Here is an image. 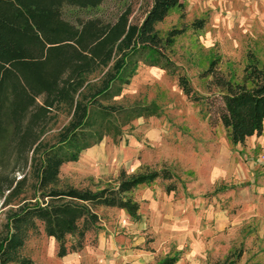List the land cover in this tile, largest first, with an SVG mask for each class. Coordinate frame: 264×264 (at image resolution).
Wrapping results in <instances>:
<instances>
[{
    "label": "trees",
    "instance_id": "16d2710c",
    "mask_svg": "<svg viewBox=\"0 0 264 264\" xmlns=\"http://www.w3.org/2000/svg\"><path fill=\"white\" fill-rule=\"evenodd\" d=\"M106 1L0 0V197L5 206H16L0 235V264H34L21 251L37 221L64 258L80 251L99 227L101 209L124 210L139 220L140 204L130 196L136 189L162 180L168 182L167 193L177 191L168 168L121 171L115 185L95 190L61 183L63 166L86 150L107 137H121L136 120L162 116L155 103H114L141 64L177 72L171 53L185 29L164 37L157 26L173 10L184 11L183 0H151L139 23L132 21V4L113 19L98 15ZM205 23L197 20L192 28L202 30ZM216 69L214 62L208 75L223 92L219 119L231 143L262 136L264 65L251 59L242 83ZM179 85L192 101H200L186 76L179 75ZM62 115L68 122L48 139ZM178 260L170 256L159 264Z\"/></svg>",
    "mask_w": 264,
    "mask_h": 264
},
{
    "label": "rangeland",
    "instance_id": "374dc122",
    "mask_svg": "<svg viewBox=\"0 0 264 264\" xmlns=\"http://www.w3.org/2000/svg\"><path fill=\"white\" fill-rule=\"evenodd\" d=\"M183 2L184 11L173 10L157 26L164 37L185 29L171 53L176 75L141 64L114 100L124 107L155 103L162 116L136 120L121 137L105 138L66 164L60 176L64 186L95 190L115 185L121 171L168 168L177 191L167 193L168 182L162 180L134 191L130 196L140 204L139 220L125 211L101 209V225L80 251L64 258L37 221L21 251L34 264H158L166 254L191 264L194 252L197 264H264V132L244 145L231 143L219 119L223 92L208 75L215 62L216 73L242 83L251 59L264 65V0ZM150 3L107 0L98 15L113 19L132 4V21L139 23ZM197 20H205L202 30L192 28ZM179 75L189 79L199 102L184 94ZM67 122L60 116L48 139ZM13 208L0 197V235ZM103 232L113 236L116 249L108 244L110 237L100 249Z\"/></svg>",
    "mask_w": 264,
    "mask_h": 264
},
{
    "label": "crops",
    "instance_id": "0c3cea01",
    "mask_svg": "<svg viewBox=\"0 0 264 264\" xmlns=\"http://www.w3.org/2000/svg\"><path fill=\"white\" fill-rule=\"evenodd\" d=\"M94 147H92V148H90V149H88V150H86L85 152H88V151H90V150H92ZM84 153V152H83ZM65 166V165H64ZM63 166V167H64ZM140 188V187H139ZM137 190V189H136ZM135 190V191H136ZM117 210H119V209H117ZM121 211H124V210H121ZM101 222H102V218H101ZM101 222H100V225H101ZM93 231H91V232H89V234L88 235H90L91 233H92ZM88 235H87V237H88ZM108 237H110V240H109V242H108V244H111L110 245V247L112 246V244H114V249H116L117 247H116V242H115V240L112 238L113 236L112 235H107V233L106 232H103V234L101 233V234H98V239H99V246H100V249H102V247L104 246V244H106V242H107V240H108ZM194 257H193V259H192V262H191V264H197L196 262H195V259L196 258H198L197 256H195L196 254H195V252H194ZM170 255L169 254H166V255H164V257H162L161 259H160V262L163 260V259H165V258H167V257H169ZM190 256V255H189ZM158 257H160V256H158ZM195 258V259H194ZM160 262H158V264L160 263ZM181 263V261L180 262H178L177 264H180Z\"/></svg>",
    "mask_w": 264,
    "mask_h": 264
}]
</instances>
